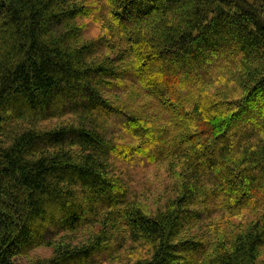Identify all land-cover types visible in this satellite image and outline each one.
<instances>
[{"label": "trees", "instance_id": "obj_1", "mask_svg": "<svg viewBox=\"0 0 264 264\" xmlns=\"http://www.w3.org/2000/svg\"><path fill=\"white\" fill-rule=\"evenodd\" d=\"M0 264H264V0H0Z\"/></svg>", "mask_w": 264, "mask_h": 264}, {"label": "rangeland", "instance_id": "obj_2", "mask_svg": "<svg viewBox=\"0 0 264 264\" xmlns=\"http://www.w3.org/2000/svg\"><path fill=\"white\" fill-rule=\"evenodd\" d=\"M49 123H46L45 125H48ZM45 253V249L44 248H40L38 250L35 251V253L32 256H41ZM24 262V261H22Z\"/></svg>", "mask_w": 264, "mask_h": 264}]
</instances>
